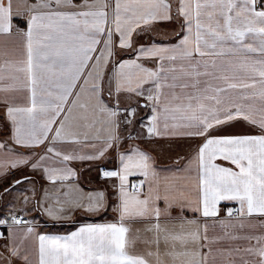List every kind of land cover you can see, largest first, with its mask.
<instances>
[{
	"label": "snow or ice",
	"instance_id": "snow-or-ice-1",
	"mask_svg": "<svg viewBox=\"0 0 264 264\" xmlns=\"http://www.w3.org/2000/svg\"><path fill=\"white\" fill-rule=\"evenodd\" d=\"M4 184L0 264H264V0H0Z\"/></svg>",
	"mask_w": 264,
	"mask_h": 264
},
{
	"label": "crops",
	"instance_id": "crops-1",
	"mask_svg": "<svg viewBox=\"0 0 264 264\" xmlns=\"http://www.w3.org/2000/svg\"><path fill=\"white\" fill-rule=\"evenodd\" d=\"M165 150L168 152L169 155L175 156L177 153L185 154L188 151V142L184 140H176L173 141V147L171 150L168 149V145H165ZM166 163L171 164V161H167ZM72 166L77 169V171L81 174V185L85 190H89L94 187H103V185L96 179L97 172L95 171L94 167H90L88 162H85L83 165L79 163H73ZM109 168L112 167L111 164L108 165ZM31 175V173L26 172H17L15 175L17 178H21L23 175ZM33 179L37 180V188L41 184H46V181L40 180L39 177H33ZM92 180V183L89 184L88 181ZM10 183V181H9ZM7 186V184L0 185V193H3V188ZM25 187H31V185H25ZM107 194L109 197L112 195L111 189L107 190ZM11 200L12 198L9 197ZM2 197H0V204H2ZM109 203H115L113 200H109ZM82 213L80 211H75L71 213V220L68 221H61L59 223L54 224L53 222L47 220L46 217L41 216L39 213H34L36 220L39 222V224L42 226V231H46L49 234H66L67 232H70L72 230H75L78 226L85 224V223H104V222H110L114 219L115 214L111 211V208H109L107 211H102L98 215H82L80 217L75 218V214ZM31 218V217H28Z\"/></svg>",
	"mask_w": 264,
	"mask_h": 264
},
{
	"label": "rangeland",
	"instance_id": "rangeland-1",
	"mask_svg": "<svg viewBox=\"0 0 264 264\" xmlns=\"http://www.w3.org/2000/svg\"><path fill=\"white\" fill-rule=\"evenodd\" d=\"M82 215H85V214H83V213H77V214H75V218H76V217H80V216H82Z\"/></svg>",
	"mask_w": 264,
	"mask_h": 264
}]
</instances>
